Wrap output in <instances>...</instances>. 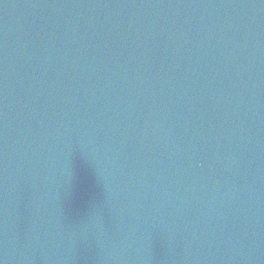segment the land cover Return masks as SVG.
<instances>
[{"label":"water","instance_id":"water-1","mask_svg":"<svg viewBox=\"0 0 264 264\" xmlns=\"http://www.w3.org/2000/svg\"><path fill=\"white\" fill-rule=\"evenodd\" d=\"M0 264H264V0H0Z\"/></svg>","mask_w":264,"mask_h":264}]
</instances>
